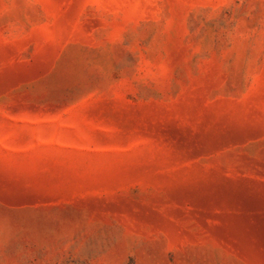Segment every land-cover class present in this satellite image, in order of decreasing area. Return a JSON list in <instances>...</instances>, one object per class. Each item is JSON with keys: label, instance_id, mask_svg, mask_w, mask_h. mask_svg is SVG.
Segmentation results:
<instances>
[{"label": "rangeland", "instance_id": "rangeland-1", "mask_svg": "<svg viewBox=\"0 0 264 264\" xmlns=\"http://www.w3.org/2000/svg\"><path fill=\"white\" fill-rule=\"evenodd\" d=\"M0 264H264V0H0Z\"/></svg>", "mask_w": 264, "mask_h": 264}]
</instances>
